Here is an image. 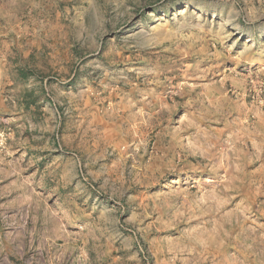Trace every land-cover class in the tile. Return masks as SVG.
I'll return each instance as SVG.
<instances>
[{"label": "rangeland", "instance_id": "1", "mask_svg": "<svg viewBox=\"0 0 264 264\" xmlns=\"http://www.w3.org/2000/svg\"><path fill=\"white\" fill-rule=\"evenodd\" d=\"M0 264H264V0H0Z\"/></svg>", "mask_w": 264, "mask_h": 264}]
</instances>
